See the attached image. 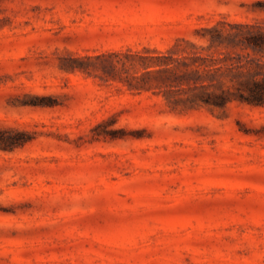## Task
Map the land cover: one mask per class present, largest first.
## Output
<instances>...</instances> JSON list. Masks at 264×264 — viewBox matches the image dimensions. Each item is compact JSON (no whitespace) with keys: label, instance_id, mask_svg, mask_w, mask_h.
Returning a JSON list of instances; mask_svg holds the SVG:
<instances>
[{"label":"rangeland","instance_id":"374dc122","mask_svg":"<svg viewBox=\"0 0 264 264\" xmlns=\"http://www.w3.org/2000/svg\"><path fill=\"white\" fill-rule=\"evenodd\" d=\"M236 22L264 0H0V264H264V105L129 84Z\"/></svg>","mask_w":264,"mask_h":264},{"label":"trees","instance_id":"16d2710c","mask_svg":"<svg viewBox=\"0 0 264 264\" xmlns=\"http://www.w3.org/2000/svg\"><path fill=\"white\" fill-rule=\"evenodd\" d=\"M208 49L220 50L204 53L197 50L195 43L184 40L193 50H169L154 55H140V66L145 70L130 86L142 88L148 76L155 75L160 84L168 87L167 92L180 91L174 95V103L183 108L202 105L226 107L238 100L252 105H264V30L254 24L230 23L225 31L218 26L206 27ZM205 48V47H203ZM251 49L260 56L247 53H232L228 49ZM222 49H227L223 51ZM75 67V66H74ZM83 67L87 70L88 66ZM185 96H180V94ZM167 98L171 100L170 95Z\"/></svg>","mask_w":264,"mask_h":264}]
</instances>
